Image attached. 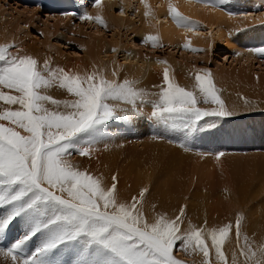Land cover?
I'll return each mask as SVG.
<instances>
[{"label": "snow or ice", "instance_id": "1", "mask_svg": "<svg viewBox=\"0 0 264 264\" xmlns=\"http://www.w3.org/2000/svg\"><path fill=\"white\" fill-rule=\"evenodd\" d=\"M140 2L145 18L149 17L147 0ZM196 2L218 6L214 0ZM100 3L95 0L93 6ZM167 13L177 27L197 30L198 24L171 2ZM80 19L105 25L99 13L84 12ZM144 42L156 47L157 38L148 35ZM190 43L186 40L183 48L189 49ZM254 51L264 55V48ZM112 76L117 77L118 71ZM162 79L159 102L150 113L159 122L191 131L205 117L233 115L218 95L210 70L195 74L194 90L175 83L167 67ZM52 87L64 90L71 99H54L47 94ZM149 96L127 78L121 82L106 79L102 70L79 73L52 67L48 59L41 65L15 44L0 45V237L14 223L19 222L22 229L19 238L0 249V254L11 258L12 264H63L59 257L64 252L75 257L74 264H185L174 254L181 251L202 256V264H213L214 251L220 264H229L224 248L232 224L194 227L189 223L184 227L186 204L174 217L156 213L149 220L142 210L148 187L130 200H121L117 175L108 184L103 174L73 163L76 155L90 160L99 151L97 145L109 138L105 124L141 116ZM198 96L204 104L218 107L198 106ZM223 155L216 153L215 158ZM241 221L237 215L238 245ZM33 241L38 243L28 250ZM239 255L245 257L242 264H264V243L256 250L242 248ZM231 264H238L235 255Z\"/></svg>", "mask_w": 264, "mask_h": 264}, {"label": "bare ground", "instance_id": "2", "mask_svg": "<svg viewBox=\"0 0 264 264\" xmlns=\"http://www.w3.org/2000/svg\"><path fill=\"white\" fill-rule=\"evenodd\" d=\"M77 1L83 3V6L85 7L84 11L89 15L95 16L99 13L105 22V25H101V27H104L105 29H110V27H112L113 25L114 27H112V29H116L117 26L119 27L122 24L120 23L122 22V16H125L126 13H129L131 15V13L133 12L139 20L137 25H139V27L141 28L140 34L143 38L148 35H152L155 36L158 41L172 44L175 42V38L186 41V36L183 35V33H185L186 35H189L190 39L188 41L191 42L190 44L201 45L202 37L200 38L198 36H193L192 33H194L195 31H192V33H186L183 28L177 27L173 20L168 16L167 5L169 2H171L174 6L177 7L178 11L183 16L187 17L191 22L197 23L198 25H205L204 27L202 26L203 32H206V30L210 29L212 30L213 27L217 28L220 32L221 28L219 27L223 26L224 28L222 29H225V31H233V33L239 32V35H236V37L235 35L233 36L235 41V43L234 41H232V43H234V50H237L236 48L239 47L245 50L246 48L250 47L256 49L264 46V23L262 22L264 21V17L262 15L263 13H260L261 11L258 12L257 10L234 9L235 11L231 12L232 15H229V13H227V15H224L219 10L228 9V7H226L227 0H214V2L218 5L217 7H206L204 3H198L196 2V0H147L149 10L151 12V15L147 18H145L144 16L145 6L141 4L140 0H110L101 2L97 7L93 6L94 3L92 2V0ZM14 5H17L15 11L19 13V17H21L26 12H28L26 14H32L33 16L38 13L40 14V9L22 7L17 3H14ZM121 10L123 11V15L120 14ZM116 11L117 15H120V18L114 15ZM244 13H247L248 15H244ZM46 15L47 17L46 20L44 19L45 24L43 26V32H46L45 39H47V41L51 38L48 37L49 34H56L54 36L65 40L64 36L65 34L69 33L68 28L72 24V21H79L70 16L60 18L56 15ZM0 16L3 17L2 15ZM7 16L8 14L6 12L4 16L5 19ZM1 17L0 24H3L6 22V20L4 18L1 19ZM32 18L33 17H31V19ZM27 20L28 19L25 18L23 19V21ZM17 21L22 22L18 18ZM50 21L52 22V25H50ZM61 22H63L64 25L62 27H58V23ZM79 23L80 26L75 29V31H78L79 34H84L85 32V29H83L82 27L83 24L95 25L99 28V24H97L94 20H86L85 22L79 21ZM37 24H39V22H37ZM50 27H53V29H51ZM219 32L217 33L220 37ZM2 36L3 32L0 29V45L3 42ZM224 41V38H219V43ZM26 43L28 42L19 44L17 43V46L22 50V53L30 54L34 56V58L36 57L38 59L35 53V40H32L30 44ZM81 45V53L83 54L85 61H83L82 64H79L80 69H83L82 66L87 64L93 67L97 64L98 69L96 70H102L105 78L109 80L117 78L112 76V72L114 70H117L120 73H123L125 71L123 74H119L117 80L122 82L125 78H127L128 80L134 82L137 88L143 89L144 91L148 92L150 96L149 101L145 105H142L141 116L133 118L132 120L127 122L113 120L105 124L103 127L104 129L106 128L105 131H109V133L106 132V136L109 138L97 145L99 151L95 152L90 160L86 157H80L76 155L73 158V163H77L79 165H82L83 167H87L93 174H103V176L105 177V182L108 184L111 183L112 175H117L118 189L121 200H130L132 196L138 195L141 188L148 187L149 192L145 195L142 210L149 220H151L156 213H164L170 217H174L178 214L180 206L186 204L187 208L183 225L184 227H187L189 223H191L194 227H223L226 224H232L233 229L230 233L229 240L225 243L224 251L225 255L229 259V264H231L233 255L236 256L238 264H242L245 259V257L239 255L242 248L250 246L253 250H256L261 243H264V203L261 201V199H258L261 192L260 188H256L252 184L255 178H257L258 176H264V154L256 155L252 159L244 160V158H242L243 160H236L234 158L232 161H230L231 167H233L232 171H234V173L236 174V179L228 191H222L218 193L220 199H224L225 201L226 210L221 211L219 209L211 208L212 202L217 201V198L214 197V193H212L211 189H192L190 187H187L186 185H184L185 183L182 180V177L185 175V171H188L191 167L189 165H192L194 162H196V159L198 157H207L202 161L210 164V158H212L213 156L206 154L210 153L206 151L207 149H203L204 151L202 150V152H200L199 154H196L193 150H190L192 148L184 144L187 141L185 137H187L190 132L189 130L181 131V129L183 128L180 129L179 124L175 126V129L173 127H167V125H164V129L159 127V129L157 130V123L159 122L155 118H152L148 111L152 110V106L148 105H153L154 103L159 102V92L163 87L162 73L153 72V70H162L163 72V69L167 67L169 70V74L171 75L174 73V71L177 72L180 68H187V66L177 63L173 55H170L168 59H165L164 61L166 63L164 64L158 63V60L155 59H151L150 61L144 60L141 62H137V59H133V57H135L133 54V56L131 57L132 52L129 53L128 57H125L123 59V62H125V65L123 66L120 65L119 62L115 64V62H113V58H110V56H106V62H103L101 60L104 57L102 56L104 49L109 47L110 45H113V43L110 44L106 42L102 37L98 38L90 35L87 42ZM74 60L76 59L74 58ZM69 65L70 64L67 65V68ZM87 67L86 69L90 70ZM68 69H70V67ZM86 69L85 71H87ZM81 72H83V70ZM176 76H178L179 79L176 78ZM184 76L186 75L175 73L173 81L181 87H187L189 90H194L195 79L190 78L189 80V78H186ZM222 78L227 80V82L224 83L223 79V81H218L220 83L217 82L219 85H221V87L218 86L220 89H217V93L220 96L221 100L224 101L225 105L233 111V115L230 116V118H241L240 121L238 120L239 122L237 121L238 123H235V127L232 125L233 136L229 140V142L235 148L231 147V149L234 151H236L237 149L238 151H243L250 145H257V150L264 153V123H261L259 129L257 130L256 124H251V122H248V125L251 127L249 128V130H251L250 133H248L246 130L248 125L243 126L244 123L249 119L246 117H249L251 115V111H254L252 110L253 101L250 97V95L252 94L247 90V87H244V89L242 90H239L237 88L238 84L236 83V81L239 79L244 80L246 79V77L237 73L225 75ZM139 79L141 80L140 82ZM222 86H225V88H222ZM47 94L51 95L54 99H71V97L68 96L64 90H60L56 87L48 89ZM241 94L243 95V97H247L248 99L251 98L252 102L250 105L248 104V102L242 99L243 97H239ZM258 94L259 93H257V95ZM197 98L198 100L201 99L199 96ZM201 101L202 100H200V102ZM215 106L218 107L217 105ZM259 106L262 107V103ZM202 108H204V106H202ZM210 108L211 107H209V109ZM258 110L263 109L260 108ZM247 114H249V116H245ZM244 116L245 118H243ZM211 118L215 117H209V119L205 121L209 120L208 122H210ZM144 121H147V125L150 126L148 127L147 125H145ZM149 122H151V124H149ZM206 124L207 123L201 125V127L199 125V129L202 128L201 132H197L198 136L201 135V137H199V140L200 138H209V135H216L222 132L220 131L221 128L219 129L218 127L219 124ZM214 127L215 129H213ZM218 129L219 131H217ZM153 130L155 132L154 134H152ZM187 131L189 132V134H187V136L185 137H182L181 132L184 136L183 132ZM178 132L180 135H176ZM195 133H193L192 136L194 135L195 137ZM156 134H161L168 140L162 141V138H156ZM198 136H196V138ZM141 137H144L146 141L141 144L142 146H140V150L138 148H135V145H132L131 148H128V144L130 141L137 142ZM196 138L193 139L192 142L194 143V145L196 144V142L194 141L198 139ZM165 141H168V143ZM217 141H219L218 138ZM169 142L174 144H170ZM189 142L191 141L189 140ZM208 142L212 144L211 141L208 140ZM105 143L107 144V148H105ZM198 144H200L201 146L202 142L200 143L199 141ZM196 147H198L197 144ZM198 148L200 149V147ZM225 149L228 150L227 147H225ZM223 150L224 149H222L221 152L225 153V151ZM229 151L231 152V150ZM218 152L219 150L214 151L213 155ZM249 160L254 161V163L250 165L248 163ZM213 166L215 165L213 164ZM178 187L182 189L179 190ZM186 197L187 199H185ZM153 205H155V208L152 207ZM237 215H240L242 217V230L239 238V245L237 244V237L235 235V220ZM8 230L6 232L7 235H5L6 237H0V241H4L6 244H8V246H10V243L14 240L10 238V229ZM12 232L13 237L15 238L18 233H14V231ZM21 234H19V236ZM245 237L248 238L247 246L245 245ZM35 242L36 241H33V245L35 244ZM180 254H182L181 257L184 256L186 258L192 259L193 264H196L197 261H202L203 259L202 256L197 254L189 255L185 254L184 252H181ZM216 258L217 257L215 256V253L213 251L212 259L215 260ZM10 261L11 258H5L2 254H0V264H12V261Z\"/></svg>", "mask_w": 264, "mask_h": 264}, {"label": "rangeland", "instance_id": "3", "mask_svg": "<svg viewBox=\"0 0 264 264\" xmlns=\"http://www.w3.org/2000/svg\"><path fill=\"white\" fill-rule=\"evenodd\" d=\"M14 3H16L14 0H0V6H1L0 7V15L3 16V17L0 16L1 19L2 18L5 19L4 16H5L6 12L8 14V16L5 19L6 22L3 24H0V29L3 32L2 39L4 42V43L2 42L1 45H5V44L17 45V43L19 44V43H25V42H28L26 44H30L32 40H35V45H36V48H35L36 52L35 53H36V56L38 57L39 60L36 57L35 58L38 60V62L40 61L39 63L41 65L43 64V61L45 59H48V60H50L52 67H63V68L66 67L65 69H68L70 67V69L73 72L84 73L87 66H88L87 68L90 69V70L86 69L88 72H91L94 69H98L97 64L94 67L89 65V64L84 65V66H82L83 69L82 68L80 69V65H79L80 63L82 64V62L85 61V58L83 57V54L81 53V49H82L81 44H84L85 42H87L90 35L98 37V38L102 37L106 42H108L110 44L113 43V45H110L109 47L104 49L103 54H102V56H104L103 57L104 60L101 59L103 62L107 61L106 56H110V58L111 57L113 58V62H115V64H117V62H119L120 65L124 66L125 62H123V59L125 57H128L130 52H132L131 57L134 55L135 57H133V59L134 60L137 59V62H141L144 60L150 61L151 59H155L158 61H164L165 59H168L170 57V55L171 56L173 55L175 57V61H177V63L185 65V66H187V68L182 67L177 72L174 71V73L170 75V77L172 79L174 78L175 73L186 75L184 77L189 78V80H190V78L194 79L195 74L197 72H203L205 70H210L211 79L213 80V82L216 86V89H220L218 86L221 87V85L218 84V83H220L218 81L224 80L223 82L226 83L227 80L222 78L225 75L237 74V73L244 75L247 80L246 79H244L245 81L243 79L237 80L236 81V83L238 84L237 88L239 90H242V89H244V87H247V90L252 94V95H250V97L252 98V101H253L252 110H254V111H251V115H250L251 117L249 116L250 113L245 115V116H249V117H246L249 119H248V121H246L244 123L243 126L248 125V122H251V124L252 123L256 124L257 130H258L260 127V124L264 123V113H263L264 112V55H260L256 51H254L256 49L264 48V46L261 48H256V49L250 47V48H246L245 50L243 48L239 47V48H236L237 50H234L235 41H234L233 36L235 35V37H236V35H239V32L233 33V31H231V32H229L227 30L225 31V29H222V28H224V26L219 27V28H221L220 32L215 27L212 28L213 31L210 29L211 31L206 30V32H203L202 30H203V27L205 25H198L197 30L198 29L199 30L198 31L196 30L197 32L195 31L197 34L194 31H193L194 33H192V31H189L186 33H192L193 36H198L200 38L202 37L201 38L202 39L201 45L190 44L189 49H184L183 44L185 43V41L175 38L174 39L175 42L172 44L171 43L169 44L166 42H161V41L157 40L156 47H153L151 42H147V43L144 42V38L140 34L141 28L139 27V25H137L139 20L135 16V14L132 12L131 13L132 16L129 13H126L125 16H122V19H121L122 22H120L122 24L119 27L117 26L116 29H112V27H114V25L112 27H110V29H105L104 27H101V25H99V28H98L95 25L83 24L82 27H83V29H85V32H84V34H79L78 31H75V29L78 26H80L79 21H81V20H79V21L75 20V21H72V24L68 28L69 33L65 34V36H64L65 40H63L62 38H58L57 36H54L56 34H52V35L49 34L48 37H51V38L47 41V39H45V33L46 32L45 31L43 32V26L45 24L44 21L46 20L47 15L44 13L41 14V12H40V14L38 13V14L33 16L32 14H26L28 12L25 11L26 13H24L21 17H19V13L17 11H15V9L17 8L16 7L17 5H14ZM226 4H227L226 7H228V9L219 10L224 15L225 14L227 15V13H231L232 11L242 9V10H257L258 12L261 11L260 13H263L262 15L264 17V0H227ZM17 10H19V9H17ZM114 15H116L120 18V15H117V11L115 12ZM31 17H33V18L31 19ZM17 18L20 19L22 22H18ZM24 18L28 19V20L23 21ZM75 19H77V18H75ZM263 20H264V18H263ZM37 22H39V24H37ZM82 22H85V21H82ZM262 22L264 23V21H262ZM25 25H27V27H25ZM50 25H52L51 21H50ZM63 25H64L63 22L58 23V27H62ZM124 26H125V28H124ZM50 28L53 29V27H50ZM99 29H100V31H99ZM205 29H207V28H205ZM215 30L217 32H219L221 39L224 38L226 42L224 41V42L219 43L220 37L218 36V33ZM221 30H222V33H221ZM236 33H238V34H236ZM183 35L186 36L185 38L187 40L190 39L189 35H186L185 33H183ZM263 36H264V34H263ZM36 39H37V41H36ZM232 41H234V43H232ZM113 49H115V51H113ZM242 50H244V51H242ZM246 52H247V54H246ZM137 57H139L140 59ZM74 58L76 60H74ZM138 59H139V61H138ZM53 61L55 62V64ZM75 61H76V63H78V62L79 63L76 64ZM60 63H61V65H60ZM66 64L67 65L70 64L68 66V68H67ZM79 69H80V71H79ZM184 69H186V70H184ZM82 70H83V72H81ZM87 71H85V72H87ZM153 72H160L163 74L162 70H153ZM123 73L118 72V76H119V74H123ZM118 76H117V78H118ZM117 78H116V80H117ZM176 78L179 79L178 76H176ZM140 81L141 80L139 79V82ZM223 87L225 88V86H222V88ZM186 89L189 90L187 87H186ZM217 92H218V90H217ZM257 93H259L258 94L259 96L257 95ZM239 97H243V95L241 94ZM251 98L248 99L247 97H243L242 99H244L250 105L252 102ZM200 100H202V99H200ZM261 103H262V107L259 106ZM148 106L153 107V105H148ZM198 106H200V107L204 106V108H207V109H209V107H211V108L216 107L214 104H211V103L210 104H204L202 101L199 102ZM260 108H262L263 110H258ZM148 111H149V113H151L150 111H152V110H148ZM245 116L243 118H245ZM207 119H209V117H206L203 120L199 121L198 128H196L195 130H191L192 132L189 131L190 134L187 131V132H183L184 136H183L182 132H181V135H182V137L187 136V134H189L191 136L190 137L188 135L190 138L188 136L185 137L188 142L186 141L187 143L186 142L184 143L188 147L192 148L190 150H193L196 154H199L200 152H202L203 149H205V150L207 149L206 151H208L210 153H206V151H205V153L213 156L214 158L213 157L210 158L211 162H210V164H207V162L202 161L204 158H207V157H202V156H201V158L198 157L196 159V162H194L192 165H189L191 167L189 168L188 171H185V175L182 177L183 178L182 180L185 183L184 185H186L187 187H190L192 189L210 188L212 193H214V197L217 198V201L212 202L211 208L224 211V210H226L225 201H224V199L223 200L220 199V196L218 195V193L222 192V191H228L236 179V174L234 173V171H232L233 167H231L230 161H232L234 158L236 160H243L242 158H244V160L245 159H252L254 156L259 155V154H264V153L257 150V145H250V146L246 147L243 151H238V149L236 151H234L231 149V147H233V146L230 144L229 140L233 136L232 127L233 126L235 127V125H236L235 123H238L241 118L236 119L233 117H231V118L230 117H226V118H216L215 117V118H211L212 121L210 119V122H208L209 120L205 121ZM213 119H214V121H213ZM144 123H145V125H147L148 122L144 121ZM159 123H157V130L159 129V127L164 129L165 124L162 122H159ZM205 123H207L208 125H213V124L218 125L219 124L218 127H219V129L221 128L220 131H222L221 132L222 134L218 133L219 135L218 134L209 135L210 136L209 138H203V139L200 138V140H199V137H201V135L198 136L197 132H201L202 128L201 129H199V128L201 127V125H203ZM149 124H151V122H149ZM199 125H200V127H199ZM147 126L149 127L150 125H147ZM229 127H230L231 131H230ZM173 128L175 129L176 127H173ZM179 128L181 129L182 127L179 126ZM249 128H251V127L248 125V127L246 129L248 133L251 132V130H249ZM163 129H160V130H163ZM213 129H215V127ZM219 129L217 131H219ZM182 130L186 131V129H184V128L181 129V131ZM197 130H200V131H197ZM124 131H125V129H124ZM106 132L109 133V131H105V133ZM154 133L155 132L153 130L152 134H154ZM193 133H195V137H194V135L192 136ZM220 134H221V138H220ZM227 134H229V135H227ZM176 135H180L179 132ZM156 136H157L156 138H162L161 139L162 141L168 140L166 137H164L161 134H159V135L156 134ZM196 136H198L197 137L198 139L196 138ZM224 137L225 138L227 137V138L225 139ZM228 137H229V139H228ZM187 138L191 142H189V140ZM192 138L197 139L194 142H196L197 146L200 147V149L198 147H196V144L194 145V143H192L193 142ZM217 138L219 141L220 140L221 141L220 142L217 141ZM224 139H225V142H224ZM208 140L211 141L212 144L210 142H208ZM145 141L146 140L144 139V137H141L139 139V141H137V142L130 141L128 144V148H131L132 145H135L134 147L138 148L140 150L141 149L140 146H142L141 144H143V142H145ZM199 141H200V143L202 142L201 146H200V144H198ZM259 141H261V140H259ZM165 142L168 143V141H165ZM169 143L174 144L171 142H169ZM225 147H227L228 150H226ZM233 148H235V147H233ZM222 149H224L223 151H225V153L220 158V160H217L215 158V155H213V152L218 151V150H219V152H221ZM229 150H231V152ZM238 156H239V158H238ZM199 163H200V165H199ZM212 163L215 166H213ZM248 163L251 165L252 163H254V161L249 160ZM217 164L219 165V167ZM252 184L254 187L260 188L261 192L259 194L258 199H261V201L264 203V176H258L257 178L254 179ZM178 189L180 190L182 188L178 187ZM263 213H264V211H263ZM220 216H222V215H220ZM9 229H10V238L11 239L14 238L12 231H14V233L17 232L18 234L22 233V229H21L19 222L14 223L12 226H10ZM8 233H9V230H8ZM6 235H7V233H6ZM16 237H17V235L12 240H15ZM35 243H38V241H36ZM27 249L34 250L33 242H30L28 244ZM180 253L181 252L176 251L174 254L178 259L184 260L185 264H193L192 259L186 258L184 256L181 257L182 254H180ZM61 256L59 257L61 259V261L63 262V260H64V262H66V263L63 262V264H74L75 257L72 256L70 253L64 252L63 255H61ZM212 260H213V264H220V262L217 258L215 260L214 259H212ZM196 264H202V261H197Z\"/></svg>", "mask_w": 264, "mask_h": 264}]
</instances>
